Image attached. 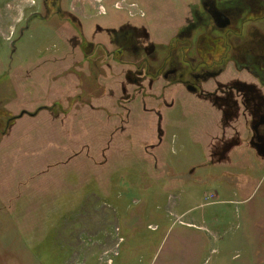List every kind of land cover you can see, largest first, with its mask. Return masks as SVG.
I'll return each instance as SVG.
<instances>
[{
	"label": "rangeland",
	"instance_id": "374dc122",
	"mask_svg": "<svg viewBox=\"0 0 264 264\" xmlns=\"http://www.w3.org/2000/svg\"><path fill=\"white\" fill-rule=\"evenodd\" d=\"M233 1L0 0V264H264V1Z\"/></svg>",
	"mask_w": 264,
	"mask_h": 264
},
{
	"label": "flooded vegetation",
	"instance_id": "af4514ba",
	"mask_svg": "<svg viewBox=\"0 0 264 264\" xmlns=\"http://www.w3.org/2000/svg\"><path fill=\"white\" fill-rule=\"evenodd\" d=\"M233 1V0H232ZM258 1V0H257ZM261 1H264V0H261ZM234 2V1H233ZM234 4L236 5L237 3H235L234 2ZM212 8V7H211ZM213 10H214V8H213ZM219 38V37H218ZM218 38H216V39H212V41H214V42H216V40L218 39ZM202 39V38H201ZM200 39V40H201ZM86 40V39H85ZM85 40L84 39H82V41H83V45H82V49L83 50H85V49H87V47H90V46H92V45H90V46H87V43L85 42ZM84 45H85V47H84ZM97 45H95V47H96ZM250 54V55H249ZM249 56H248V58L250 59V62H248V64L249 65H252V66H255L256 68H255V74H254V76L256 77H261V79H260V81H261V83L264 85V69H263V67H262V64H264L263 62H264V57H261V58H258V57H254L253 55H251L252 54V51H250L249 52ZM248 64H244V68H246V67H249V66H247ZM243 68V67H242ZM238 69V68H237ZM46 109V107H40V109ZM40 109H38V110H40ZM37 112V111H36ZM25 115H27V116H31V117H33V116H35L36 115V113L35 114H30V113H27V112H25V111H23L22 112V114H21V117H23V116H25ZM21 117H19V118H21ZM13 118H15L14 120L12 119V118H10V119H8L7 121H6V126H8V123L9 122H11V121H15V120H17V119H19L17 116H15V117H13Z\"/></svg>",
	"mask_w": 264,
	"mask_h": 264
},
{
	"label": "crops",
	"instance_id": "0c3cea01",
	"mask_svg": "<svg viewBox=\"0 0 264 264\" xmlns=\"http://www.w3.org/2000/svg\"><path fill=\"white\" fill-rule=\"evenodd\" d=\"M263 20V21H262ZM253 22H255V21H253ZM260 23L263 25L264 24V18H262L261 20H260ZM255 24H256V22H255ZM234 70V69H233Z\"/></svg>",
	"mask_w": 264,
	"mask_h": 264
},
{
	"label": "trees",
	"instance_id": "16d2710c",
	"mask_svg": "<svg viewBox=\"0 0 264 264\" xmlns=\"http://www.w3.org/2000/svg\"><path fill=\"white\" fill-rule=\"evenodd\" d=\"M13 120L15 119V118H12Z\"/></svg>",
	"mask_w": 264,
	"mask_h": 264
},
{
	"label": "water",
	"instance_id": "95a60500",
	"mask_svg": "<svg viewBox=\"0 0 264 264\" xmlns=\"http://www.w3.org/2000/svg\"><path fill=\"white\" fill-rule=\"evenodd\" d=\"M19 117H21V115H20ZM19 117H18V118H19Z\"/></svg>",
	"mask_w": 264,
	"mask_h": 264
}]
</instances>
